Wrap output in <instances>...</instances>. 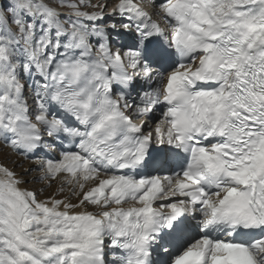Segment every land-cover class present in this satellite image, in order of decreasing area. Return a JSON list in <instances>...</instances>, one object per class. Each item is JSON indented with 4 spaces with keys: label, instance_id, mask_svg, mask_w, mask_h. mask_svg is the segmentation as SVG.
<instances>
[{
    "label": "snow or ice",
    "instance_id": "snow-or-ice-1",
    "mask_svg": "<svg viewBox=\"0 0 264 264\" xmlns=\"http://www.w3.org/2000/svg\"><path fill=\"white\" fill-rule=\"evenodd\" d=\"M0 264H264V0H0Z\"/></svg>",
    "mask_w": 264,
    "mask_h": 264
},
{
    "label": "rangeland",
    "instance_id": "rangeland-1",
    "mask_svg": "<svg viewBox=\"0 0 264 264\" xmlns=\"http://www.w3.org/2000/svg\"><path fill=\"white\" fill-rule=\"evenodd\" d=\"M37 187H40V186L37 185ZM57 187H58V184L53 182L52 187L50 189H48V193H51V191L55 190Z\"/></svg>",
    "mask_w": 264,
    "mask_h": 264
}]
</instances>
